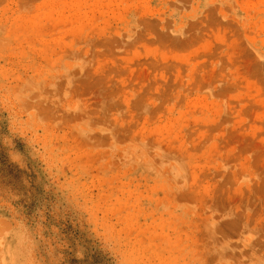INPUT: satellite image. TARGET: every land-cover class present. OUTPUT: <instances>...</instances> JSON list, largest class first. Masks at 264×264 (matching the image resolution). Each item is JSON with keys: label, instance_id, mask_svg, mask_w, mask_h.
Listing matches in <instances>:
<instances>
[{"label": "rangeland", "instance_id": "374dc122", "mask_svg": "<svg viewBox=\"0 0 264 264\" xmlns=\"http://www.w3.org/2000/svg\"><path fill=\"white\" fill-rule=\"evenodd\" d=\"M0 264H264V0H0Z\"/></svg>", "mask_w": 264, "mask_h": 264}]
</instances>
